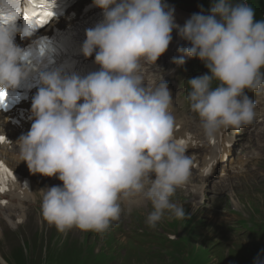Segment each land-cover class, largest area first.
<instances>
[{"label":"clouds","instance_id":"9594fccd","mask_svg":"<svg viewBox=\"0 0 264 264\" xmlns=\"http://www.w3.org/2000/svg\"><path fill=\"white\" fill-rule=\"evenodd\" d=\"M22 0H0V15ZM103 19L86 30L82 53L100 70L81 77L58 68L41 72L32 98L34 122L16 144L29 171L57 177L63 186L40 190L42 215L61 233L104 234L122 214V201L141 197L155 228L191 176L192 160L173 142V95L167 82L145 85L142 68L167 52L174 29L191 46L179 49L209 69L188 81L190 109L209 135L250 124L256 105L248 91L264 89V20L246 0H213L210 14H193L183 27L164 0H94ZM30 25L0 24V89L29 79L28 54L15 43ZM184 65L181 58L174 61ZM216 87H213V83ZM153 176L155 177L153 179Z\"/></svg>","mask_w":264,"mask_h":264},{"label":"rangeland","instance_id":"374dc122","mask_svg":"<svg viewBox=\"0 0 264 264\" xmlns=\"http://www.w3.org/2000/svg\"><path fill=\"white\" fill-rule=\"evenodd\" d=\"M37 182L42 183V178L38 177ZM35 197H37L36 194ZM41 205L42 198L39 196L35 201L34 206L30 207L26 214H22V218H18L19 213L14 212L15 207H11L6 212V216H13L11 221L1 216V219L6 222V226L5 231H0V255L7 263L23 264L18 262L15 257V255L21 250L24 254L32 255L34 258H37L38 262L41 263L39 255L43 253V248L37 244L36 241L27 242L23 240V242H21V239L18 237L22 235V232L29 238L38 235L43 242L54 237V234H51L54 230L46 227L43 221H38V218L40 217L39 211L42 210ZM225 255L224 251L220 254L221 257H224ZM0 264L3 263L0 262Z\"/></svg>","mask_w":264,"mask_h":264},{"label":"snow or ice","instance_id":"6c2138e0","mask_svg":"<svg viewBox=\"0 0 264 264\" xmlns=\"http://www.w3.org/2000/svg\"><path fill=\"white\" fill-rule=\"evenodd\" d=\"M56 0H30L31 7L24 10L23 20L30 25V31L27 33L28 36L36 28L43 29L50 21V19L55 15L53 7ZM20 16V11L17 10L15 13L9 15H0V24H10L15 23ZM45 52V47L40 48V54L43 55ZM29 60V55L25 56V61ZM8 97V92L5 89H0V107H6V101ZM4 137L0 136V143L4 142ZM181 144L184 142L181 141ZM0 167H3L0 165ZM3 190V189H0Z\"/></svg>","mask_w":264,"mask_h":264},{"label":"bare ground","instance_id":"6f19581e","mask_svg":"<svg viewBox=\"0 0 264 264\" xmlns=\"http://www.w3.org/2000/svg\"><path fill=\"white\" fill-rule=\"evenodd\" d=\"M184 3L185 0H182ZM195 0H191L189 3V6H191L194 3ZM194 6V5H193ZM155 69V67L153 68ZM234 142V141H233ZM228 155H230V152L228 153ZM220 170V169H218ZM214 173V170L211 172V175ZM23 175L24 177V172L22 170L21 172V176ZM210 175V176H211ZM24 182V181H22ZM22 184L14 186L16 188H18V190L16 189L15 191H11L9 192V194L6 196V198L8 199L9 203L8 205H6L5 207H1L0 206V216L2 215V213L8 209H10L11 207H15L14 212H18L19 213V217L18 218H22V214H26L28 209L30 207H33L35 204V201L38 199L39 196H43V193L40 191L42 190L40 188L39 185H34L33 187H22ZM32 186V184H31ZM50 187H52V185H50ZM32 193H35L37 195L36 199L33 200L32 198ZM1 200V198H0ZM18 203V204H17ZM4 214V213H3ZM12 215H7L6 218L11 221L12 219ZM49 225V224H48ZM202 230V229H201ZM84 232V231H83ZM87 232H84V234ZM53 247V246H52ZM53 249H55V247H53ZM35 264H40V263H35Z\"/></svg>","mask_w":264,"mask_h":264}]
</instances>
